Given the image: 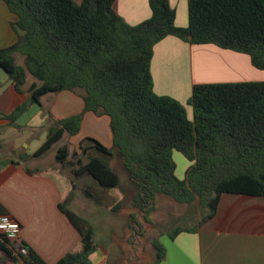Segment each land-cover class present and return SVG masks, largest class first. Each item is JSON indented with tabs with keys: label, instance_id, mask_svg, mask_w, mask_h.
<instances>
[{
	"label": "trees",
	"instance_id": "16d2710c",
	"mask_svg": "<svg viewBox=\"0 0 264 264\" xmlns=\"http://www.w3.org/2000/svg\"><path fill=\"white\" fill-rule=\"evenodd\" d=\"M2 1L16 17L10 26L17 40L0 49V67L15 90L22 92L29 74L36 81L27 89L30 103L68 90L83 100L84 112L109 118L111 149L88 137L78 143L85 162L78 160L72 174L94 180L83 189L87 199L112 212L121 208L112 194L119 185L110 166L114 158L136 188V210L147 214L156 194L180 204L198 202L202 215L197 225L175 228L171 239L211 220L222 194L264 198V81L193 85L187 100L190 119L183 104L153 91L150 71L154 46L168 36L243 54L253 68L264 70V0H189L186 27L175 25L168 0H148L151 15L135 26L114 12V0ZM15 53L23 58L22 65ZM25 108L3 117L14 121ZM82 115L55 122L33 157L45 154L64 135H77ZM173 152L190 163L182 179L176 176ZM67 156L63 146L55 159L64 165ZM69 203L66 198L59 209L78 231L81 250L56 264H90L96 250L92 228ZM131 219L130 229H139ZM153 248V264H158L164 248L159 242ZM8 262L45 264L33 251L18 252L0 233V264Z\"/></svg>",
	"mask_w": 264,
	"mask_h": 264
},
{
	"label": "crops",
	"instance_id": "0c3cea01",
	"mask_svg": "<svg viewBox=\"0 0 264 264\" xmlns=\"http://www.w3.org/2000/svg\"><path fill=\"white\" fill-rule=\"evenodd\" d=\"M72 1L80 3L82 0ZM168 2L175 10V25L186 27L189 0ZM113 10L130 26L151 15L148 0H114ZM15 20L0 0V49L16 42L17 36L10 26ZM210 55L222 59L213 62ZM19 56L14 54L16 62ZM240 56L244 55L213 45L192 46L168 36L153 48L150 66L153 91L157 95L187 101L193 85L208 83L207 79L215 76L229 77L230 64L239 62ZM245 58L249 62L248 57ZM34 82L27 74L22 92H18L0 67V215H9L20 224V238L15 247L18 252L27 255L28 251H33L45 264H56L67 253L81 250V237L60 211L59 204L69 198V209L75 214L87 210L86 201L93 203L83 194L87 177H75L82 181L78 189L74 185L75 179L57 166L60 163L38 164L44 154L33 155L40 146L30 150L31 143L25 141L22 145L20 140H29L43 130L47 138L55 122L83 114L78 134L70 137L72 143L78 145L88 137L111 149L113 142L109 118L84 112L83 100L68 90L45 94L39 104L30 103L27 89ZM22 105L26 108L14 121L3 117ZM188 109L192 117L191 108ZM27 170L39 171L30 174ZM75 189L80 190L83 199L73 195ZM113 195L121 201L118 195ZM160 244L164 248V257L158 264H264V198L222 194L211 220L196 231H182L173 239L168 236Z\"/></svg>",
	"mask_w": 264,
	"mask_h": 264
},
{
	"label": "rangeland",
	"instance_id": "374dc122",
	"mask_svg": "<svg viewBox=\"0 0 264 264\" xmlns=\"http://www.w3.org/2000/svg\"><path fill=\"white\" fill-rule=\"evenodd\" d=\"M20 57L17 62L23 64V58ZM208 57L213 62L214 60L216 62L222 59V57L218 56L219 59H216L215 55ZM240 57L242 58L236 64L229 63L231 69L229 77L215 76L207 79V82L264 81V70L253 68L245 58V55ZM168 97L183 104L186 107L188 116L191 117L187 101H181L171 96ZM46 135V131H39L29 140H20V144L23 145L25 141L30 142V150H34L46 140ZM23 137L22 135L21 138ZM63 146L67 147L68 150L66 164L57 166H60L63 172L75 179L72 170L78 167V160L84 163L85 157L80 154L77 148L78 145L70 141L69 136H64V138L54 144L38 161V164L40 166L55 165V162H57L55 161V154ZM173 160L176 164V176L181 179L183 173L187 170V166H189V162L178 152H173ZM110 166L119 178V185L112 193L119 196L122 204L121 209L117 212H110L87 200V210L76 213L87 222L93 231V241L96 245V250L91 254L90 264H153L155 256L154 242L164 243L175 228L192 229L197 225L202 215L198 202L180 204L163 194H156L152 209L147 214H144L133 207V197L136 194V188L120 160L114 158ZM86 177L84 181L86 186H93L94 180L89 176ZM81 182L80 179H75L74 185L78 188ZM73 195L83 199L80 190L75 189ZM130 216H133L138 221L141 226L139 229L137 227H135L134 231L130 229L128 226L132 221ZM15 257L17 258V256ZM17 260L19 261V258ZM8 264L20 263L8 262Z\"/></svg>",
	"mask_w": 264,
	"mask_h": 264
},
{
	"label": "built area",
	"instance_id": "2783aa9c",
	"mask_svg": "<svg viewBox=\"0 0 264 264\" xmlns=\"http://www.w3.org/2000/svg\"><path fill=\"white\" fill-rule=\"evenodd\" d=\"M20 224L9 215H0V233L14 247L20 238Z\"/></svg>",
	"mask_w": 264,
	"mask_h": 264
}]
</instances>
